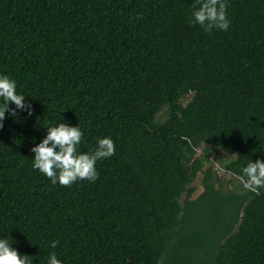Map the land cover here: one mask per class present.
Listing matches in <instances>:
<instances>
[{"label":"trees","instance_id":"16d2710c","mask_svg":"<svg viewBox=\"0 0 264 264\" xmlns=\"http://www.w3.org/2000/svg\"><path fill=\"white\" fill-rule=\"evenodd\" d=\"M195 3L0 0V75L32 108L9 102L0 128V239L32 264H264V188L241 179L264 162V0H226L230 27L211 34ZM61 122L81 129L78 152L113 140L95 182L32 167ZM202 146L232 156L218 161L242 191L220 188Z\"/></svg>","mask_w":264,"mask_h":264},{"label":"clouds","instance_id":"9594fccd","mask_svg":"<svg viewBox=\"0 0 264 264\" xmlns=\"http://www.w3.org/2000/svg\"><path fill=\"white\" fill-rule=\"evenodd\" d=\"M198 6V7H197ZM191 23L199 25L206 33L212 31H227L230 20L227 16L226 0H196L193 5ZM0 98L4 106L0 107V128L5 119V112L16 115L15 110H9V102L15 104L16 109L26 110L30 116L32 108L25 104V96L17 94L16 82L7 75H0ZM83 133L78 126L72 127L61 122L56 126L47 127V135L35 145L32 167L45 175L53 185L70 187L77 181L87 180L95 182L99 178L96 163L99 160L110 158L115 154V144L111 138L98 139L96 147L90 153L78 152ZM243 186L246 190L259 194L264 188V162L256 160L249 162L242 168ZM246 177V179H244ZM58 241H52L51 247L56 248ZM0 264H32L29 256H21L9 244L8 238L0 239ZM48 264H62L55 252L49 254Z\"/></svg>","mask_w":264,"mask_h":264},{"label":"rangeland","instance_id":"374dc122","mask_svg":"<svg viewBox=\"0 0 264 264\" xmlns=\"http://www.w3.org/2000/svg\"><path fill=\"white\" fill-rule=\"evenodd\" d=\"M190 97H191V94L186 95L180 101L181 104L182 105L186 104L189 101ZM164 110H165V107L162 108V110L158 114V117L161 120H163V118H164ZM202 149H206V151L202 153L204 160H207V162H204V168L211 166L213 174L221 180L222 184L220 185V188L224 191L225 190H231V191L235 190L238 192L242 191V183L239 180L223 173V171L221 170L219 161H218V159L223 160V161L228 160L232 156L229 154H226L222 150L215 148L213 146H202V147L198 148L196 150V156L201 154ZM201 180H202V174L198 173L195 176L194 180L188 185V187L192 188V190H193V192L189 198L190 200L197 198L203 192ZM182 199H183V195L179 201L180 203H181Z\"/></svg>","mask_w":264,"mask_h":264}]
</instances>
